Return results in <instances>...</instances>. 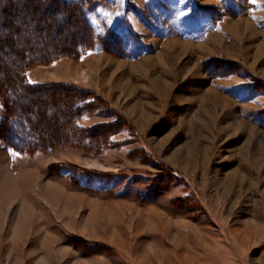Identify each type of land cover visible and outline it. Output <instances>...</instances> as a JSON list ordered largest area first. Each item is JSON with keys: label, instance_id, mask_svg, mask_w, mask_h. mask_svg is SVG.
Returning a JSON list of instances; mask_svg holds the SVG:
<instances>
[{"label": "rangeland", "instance_id": "obj_1", "mask_svg": "<svg viewBox=\"0 0 264 264\" xmlns=\"http://www.w3.org/2000/svg\"><path fill=\"white\" fill-rule=\"evenodd\" d=\"M52 3L0 0V264H264V0Z\"/></svg>", "mask_w": 264, "mask_h": 264}, {"label": "trees", "instance_id": "obj_2", "mask_svg": "<svg viewBox=\"0 0 264 264\" xmlns=\"http://www.w3.org/2000/svg\"><path fill=\"white\" fill-rule=\"evenodd\" d=\"M45 1L46 0H37V2L39 4L41 3V5H43L44 8H46V5L49 6V7H52L53 6V3L52 2H55V0H47L46 3H45ZM75 2L77 3V0H75V1L74 0H61V3L62 4L65 3V5L68 6L67 8H69V9L67 11L70 12V15H75V13L79 14V11L76 8L77 5L75 4ZM23 63H26V62H24V60H21V59H19L15 65H12V63H10V66H12L11 69L13 70L11 73H13L15 75V77H16L15 82L13 83V87L12 88H14L15 90L19 88L22 91H24V92L26 91L28 93V91L30 89H32V88H35V86H30V85L24 84L22 78L19 77V74L18 73H19V70L21 68V65H24ZM8 72H10V71H8ZM8 72H6V73H8ZM12 125H13V127H12ZM8 130H10L12 133L13 132H16L17 133L18 132V134H19V137H18L19 140H17V141L10 140L9 134L7 136H4L6 138L5 139V141H6L5 143H7V145L8 146H11L12 148H15V149L18 148V147H15L16 146V143L20 144V143L23 142V140H21V137H23V135H25L26 137H28V134L25 133L26 132L25 130H22V129L20 130V129H18V127L15 128L14 124L11 123V122L9 123Z\"/></svg>", "mask_w": 264, "mask_h": 264}, {"label": "snow or ice", "instance_id": "obj_3", "mask_svg": "<svg viewBox=\"0 0 264 264\" xmlns=\"http://www.w3.org/2000/svg\"><path fill=\"white\" fill-rule=\"evenodd\" d=\"M255 2V0H253V3ZM183 15V13H181Z\"/></svg>", "mask_w": 264, "mask_h": 264}]
</instances>
